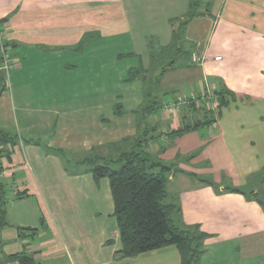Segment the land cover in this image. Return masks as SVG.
Instances as JSON below:
<instances>
[{"label": "crops", "instance_id": "1", "mask_svg": "<svg viewBox=\"0 0 264 264\" xmlns=\"http://www.w3.org/2000/svg\"><path fill=\"white\" fill-rule=\"evenodd\" d=\"M191 1L0 0L4 37L14 60L6 74L8 91L12 103L16 102V106L0 108V129L22 139L12 150L1 178L6 202L0 226V264H19L10 256L22 252L36 264H180L174 245L132 257L116 255L121 241L116 225L111 228L108 222L114 219L109 180L94 178L87 164L76 163L82 158H72L70 163L64 153L65 147L80 151L113 141L110 133L106 138L104 132L93 133L88 114L80 126V138L56 133L54 146L43 144L36 129L49 127L53 113L58 112L52 109L53 95L64 103H72L74 98L87 112L103 108L102 72L80 74L78 64L63 56L84 37V50L138 45L139 53L117 52L120 58H138L127 73L154 65L159 69L175 58L160 87L150 89L160 94L179 89L187 97L209 88L239 90L244 70H257L245 64L249 56L245 59L244 54L253 52L264 58V0H201L196 15L187 20ZM185 20L186 25L180 26ZM173 22L179 23L174 27ZM149 32L155 38H147ZM178 48L182 51L174 53ZM229 51L237 57H230ZM235 65L242 66L233 68ZM75 76L79 79L76 88ZM179 84L178 89H170ZM139 87L143 93L141 83ZM39 93L47 99L42 102L46 109L38 104ZM4 94H0V102ZM231 108L237 110L238 105H228L225 112ZM169 118L160 109L142 120L159 133L171 131L185 120ZM223 118L221 112L206 126L205 134L194 130L149 146L167 164L180 161L177 168L181 171L169 174L167 182L177 180L172 186L178 195L174 211L183 228L196 225L206 234L204 252L195 264H213L234 243L238 262L229 253L233 261L226 264H249L255 254L264 257L262 250L249 254L264 247V117L247 122ZM138 127L133 126L132 141L139 135ZM177 175L182 178L178 180ZM28 229L35 234L25 237Z\"/></svg>", "mask_w": 264, "mask_h": 264}, {"label": "rangeland", "instance_id": "2", "mask_svg": "<svg viewBox=\"0 0 264 264\" xmlns=\"http://www.w3.org/2000/svg\"><path fill=\"white\" fill-rule=\"evenodd\" d=\"M221 2V1H220ZM218 3V2H217ZM218 8V7H217ZM186 18V17H185ZM180 21V20H179ZM177 23L179 22H173L174 27H176ZM154 37L155 35H152V33L149 32L147 35V38L149 37ZM139 46L137 47H121V49H114L113 47H106L105 49L103 48V51L89 48L84 50V47L81 49H71L69 53L65 52L64 57L66 60L71 63H76L78 64V71L80 74L83 72H102L100 74L101 76H104L105 79V89L106 93L104 96V104L102 105L103 108L100 110V112H95V111H89L87 112L85 109L81 108V104L79 101H76L74 98H72V103H64L61 100V97H58L56 100V96H52V109H55V112L58 111L56 114L53 112L54 118L50 122L49 127H46L44 129H36L38 130L39 133H41L40 141H42L43 144L49 145V146H54L56 145L54 142H52V137L54 134L59 133V135H64L69 136L70 138L72 137H78L80 138L82 136V129L80 126L84 123L86 114L91 119V131L94 133V131L103 133L105 138L108 136V133H110V136L114 138V140H105L101 145H91L89 146V149H83V150H69L66 147L64 148V153L67 154L71 159L70 163H73L72 158H92L95 156H101V157H112L115 158L121 151L127 150L130 147V142L132 141L131 137H134L132 132H133V126L136 124L138 125V134L141 135L142 131L144 130V123L142 120V116H146L145 112V107L148 106L151 100L153 98H156L160 102H165L164 107L162 108L163 114L169 115V120L173 121L174 119L177 118L181 120L183 117H187L189 119L190 115H192L193 119H203V115L206 113H209L210 119H212V123L215 122V120L219 117V111L216 109L218 104H219V94H215L214 91H217L218 88H209L205 93L203 92L201 95L200 94H194L190 95L187 97H182V92L179 91V86L176 88H170V89H178L175 90L174 93L170 92L169 94L167 93L163 98L159 92H156L155 90H150L149 96H145L147 93H142L140 90V81L133 82V83H127L123 79L127 77L128 75L127 70L131 65H134L137 61L138 58L136 57H118L117 52H124L127 53L128 51H135L137 53L140 52L138 49ZM231 51H229L230 57H237L238 54H234ZM245 59L246 56L248 57V60L246 59L245 64L247 66L255 67L257 70H255V73H252L249 70H244V78L243 80V85L239 87V90H234L233 93L235 95V101H230L229 105L232 103H235L238 105V109L234 110L232 109L231 112H225L227 109H224V107L221 112L222 115L224 116L223 120L231 121V120H245L244 122L249 121H255L258 120L259 117L262 118L264 117V72L261 74V70H264V58L261 57H256L255 53L249 52V54L246 55L244 54ZM240 56H243L241 54ZM243 57V58H244ZM182 59V56L180 59H178L177 63L179 64ZM195 59V58H194ZM220 59V58H219ZM192 60V59H191ZM233 60V59H232ZM195 61V60H194ZM193 63V60H192ZM242 65H235V67H241ZM13 68V67H12ZM11 68V69H12ZM10 69V70H11ZM9 70V71H10ZM150 71V68H149ZM74 75H77L76 72H74ZM9 74V72H8ZM7 74V75H8ZM150 72H148L147 75H149ZM6 75L5 78V83H6V88L4 89V98L3 102H0V108L2 106H10L12 103V100L9 96V91H8V76ZM174 77H171L173 79ZM73 82V87L76 88L77 85H79V79L75 76ZM77 82V83H76ZM228 85V84H227ZM44 86V85H42ZM229 86V85H228ZM52 86V90H53ZM138 87V89H137ZM42 88V87H41ZM168 88V89H169ZM170 91V90H169ZM232 91V90H231ZM109 94V96H108ZM112 94V96L110 95ZM114 94L116 96H114ZM41 93H39V96ZM15 97V95H14ZM50 98V97H49ZM79 98V97H76ZM229 98V97H227ZM15 99V98H14ZM43 100L47 102L45 97L40 96V103H38L42 108L46 109V103H42ZM172 100V101H171ZM230 100V98H229ZM8 101V103H6ZM170 104H168V102ZM176 101V102H175ZM139 102V103H138ZM191 102L194 103L195 111L190 112L193 109V106L190 104ZM138 103V104H137ZM120 104V112H117V107ZM173 104L175 107H173ZM16 106V102L13 104ZM35 105V104H34ZM170 106L171 109H167V106ZM37 106V105H35ZM63 106V107H62ZM166 106V107H165ZM59 109V110H58ZM159 113V111H158ZM157 113V114H158ZM17 117L19 120V114L17 113ZM84 116V117H83ZM184 119V118H183ZM138 122V123H137ZM211 123V124H212ZM21 124V121H20ZM194 124V123H191ZM61 126H64L65 129L62 131ZM102 129H101V128ZM105 127V128H104ZM147 127V126H145ZM206 126L199 128V133L205 134L206 133ZM62 132V133H61ZM160 131H157V134ZM170 132V131H169ZM122 135V137H118V135ZM126 134V135H124ZM138 136V135H136ZM60 137V136H59ZM65 137V136H64ZM126 139V140H124ZM22 139L17 138L15 140L14 144L12 143H7L6 148L9 150L10 156L8 159H2L1 160V167L2 171L0 172V178L4 176L5 171V163L9 162L11 159V154L12 150L14 147L20 143ZM163 139L161 137H157L156 141L154 142H149L147 145L148 148L150 144H158L162 145ZM134 142H131L132 145H134ZM2 146V145H0ZM75 147V145H72ZM94 146V147H93ZM81 148V147H79ZM145 147V150L152 155V160H156L160 158V155H157L154 152V148H149ZM127 152H124L126 154ZM161 161H163L160 158ZM149 165L153 163V161L148 160L147 161ZM174 162V163H173ZM164 164H167L166 161H163ZM171 163V162H170ZM174 166L177 167V164H180L177 161H172ZM68 165H70L68 163ZM160 170V169H159ZM173 173L171 170L168 173L171 174ZM176 178L179 180L182 178V176L177 175ZM177 184V180H173L172 183L169 181L167 183V189H168V197L166 199V203L169 202L170 204H173L175 207L177 202H178V195L177 191L173 190L172 186H175ZM177 211L172 212L171 214L173 215V218H170L172 222L179 227L183 228V223L180 219V216ZM115 219H109V227H115L116 222L114 221ZM236 244H230L226 250L223 252V254L216 259H214L213 264H226L227 262L233 261L232 256L229 254L231 253L232 255L235 254L236 258L234 257V260L238 258V254L234 253V247ZM264 252V247H261L259 250L256 249L254 251H249V254H255L253 252H258L261 251ZM251 256V255H250ZM258 254H255L254 256H251L249 264H264V257H258ZM238 262V261H236ZM201 264V262H200Z\"/></svg>", "mask_w": 264, "mask_h": 264}, {"label": "trees", "instance_id": "3", "mask_svg": "<svg viewBox=\"0 0 264 264\" xmlns=\"http://www.w3.org/2000/svg\"><path fill=\"white\" fill-rule=\"evenodd\" d=\"M200 1H191L187 20L196 15L195 10ZM187 20L180 26H185ZM3 23L4 19H0V28H3ZM86 42L84 37L73 49H82ZM6 45L10 47L8 41H6ZM180 51L182 49L178 48L174 53ZM174 63L175 58H171L159 69L154 68L155 65L149 67L150 71L148 68L130 69L125 81L139 80L144 93H147L145 96H149V90L152 88L156 89L160 85L162 77ZM148 72H150L149 75H147ZM5 78L6 73L0 69V94L6 88ZM167 93L169 94L170 92H163L161 94L162 98ZM214 93L220 95L219 104L216 108L219 114L224 107L229 105L230 101H235L234 93L225 87H219ZM165 102L163 103L153 98L148 106L145 107L146 115L157 114L160 109L162 110ZM167 102L169 103V101ZM190 104L193 106L190 112H194L196 110L194 103L191 102ZM117 108L119 113L120 104ZM209 116V113H206L201 120L183 117L185 120L180 126L170 132L158 134L155 127H150L149 124L143 122L144 130L135 139L134 145L130 143V147L121 151L115 158L111 156L108 158L95 156L79 159L76 162L87 164L94 178L105 177L109 180L113 200L112 216L115 219L121 241V249L116 251V255L119 257H132L168 245H174L177 248L180 254V264H195L203 254L202 242L206 234L196 225L190 228H180L174 224L170 214L174 212L175 206L169 202L166 203L168 173L170 170L172 172H180L181 170H178L173 163L164 164L160 159L152 160V155L145 150V147H147L149 142L156 141L157 137L172 141L184 133L209 126L213 122ZM17 138L18 136L15 133L0 129V145H2L0 146V165L2 159H8L10 156L6 144H14ZM124 152L127 153L124 154ZM148 160L153 161V163L149 165ZM1 171L2 167L0 166ZM231 190L237 189L233 188ZM5 194L4 181L0 178V226L5 214ZM34 234V229H28V233L24 236L31 237ZM10 259L15 260L19 264H36L33 258L24 252L13 254Z\"/></svg>", "mask_w": 264, "mask_h": 264}, {"label": "built area", "instance_id": "4", "mask_svg": "<svg viewBox=\"0 0 264 264\" xmlns=\"http://www.w3.org/2000/svg\"><path fill=\"white\" fill-rule=\"evenodd\" d=\"M0 59H1L0 69L7 74L9 70L14 66V60L10 53V47L6 45L3 28H0ZM173 107H175L174 104ZM166 108L171 109L170 106H167Z\"/></svg>", "mask_w": 264, "mask_h": 264}]
</instances>
